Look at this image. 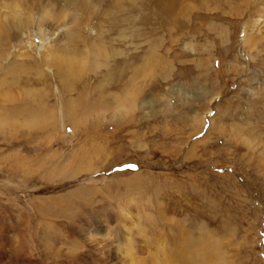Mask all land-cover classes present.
Masks as SVG:
<instances>
[{"label":"rangeland","instance_id":"374dc122","mask_svg":"<svg viewBox=\"0 0 264 264\" xmlns=\"http://www.w3.org/2000/svg\"><path fill=\"white\" fill-rule=\"evenodd\" d=\"M0 1L2 23L14 13ZM11 2L31 25L0 48V264H154L170 218L186 215L230 229L232 264H264V0H129L121 18L134 23L109 34L110 0L82 13L66 0ZM101 32L119 57L68 91L60 52L100 45ZM15 60L38 66L40 84L29 71L15 83ZM28 92L41 94L37 114ZM92 92L119 99L98 111ZM138 210L157 218L156 241L132 232Z\"/></svg>","mask_w":264,"mask_h":264},{"label":"bare ground","instance_id":"6f19581e","mask_svg":"<svg viewBox=\"0 0 264 264\" xmlns=\"http://www.w3.org/2000/svg\"><path fill=\"white\" fill-rule=\"evenodd\" d=\"M10 1V0H9ZM12 1V0H11ZM10 1V2H11ZM128 1L129 0H113V1H111L110 0V2L109 3H111L110 4V6L108 7V8H106L107 10L104 12L105 13V15L103 16V17H106V21H109L108 20V17H110V20L112 19V21L109 23V24H111L112 26H110L111 27V29H108V32H107V34H109L111 31H113L114 29V31H116L117 29H119L120 27H121V24L122 23H126L127 25L128 24H133L134 23V19L132 18V19H130L129 17H126V18H121L122 16H124L125 14L127 15L128 13H130V12H132L133 11V9L135 8V6H134V2H131V3H129L128 4ZM1 2V1H0ZM6 2V1H5ZM8 3V5L6 6L7 8H10L11 9V12H13L14 14H11V15H7L6 17H4V21H2V23H0V48L2 47V43H3V41H7L8 39H11L12 37H14V33H16L17 31H19V30H21V29H23V30H25V29H28L29 28V26L31 25V22L28 20V19H23L20 15L22 14L20 11V15L18 14V13H16V9H17V6L14 4V3ZM28 2V1H27ZM66 2L69 4L68 6H73L75 9H80L79 11L82 13V12H84L85 10H87L89 7H88V3H96V5H99V6H101V4L99 3L100 2V0H93V2H88V0H66ZM52 3V2H51ZM66 3V4H67ZM93 3V4H94ZM3 4V3H2ZM2 4H0V5H2ZM20 4V3H19ZM31 4V3H30ZM65 4V3H64ZM123 4H125V5H123ZM126 4H128V5H126ZM23 6V5H22ZM67 6V5H66ZM90 6V5H89ZM33 7V6H32ZM21 8V7H20ZM85 8V9H84ZM82 10V11H81ZM18 11V10H17ZM9 12V11H8ZM102 12V11H101ZM101 12H97V13H94V16L95 17H97L98 19H101V16H102V13ZM6 13V12H5ZM9 14H10V12H9ZM6 15V14H5ZM84 15H86V14H84ZM62 16V15H61ZM27 17V16H26ZM94 17V18H95ZM125 17V16H124ZM133 17V16H132ZM104 19V18H103ZM42 20V19H41ZM1 22V21H0ZM38 25L40 26H42V24H39L38 23ZM42 28V27H41ZM16 31V32H15ZM99 31V30H98ZM13 32V33H12ZM102 33V32H101ZM99 33V36H98V41H99V43H100V45L99 44H97L96 42H95V44H93L92 46H90L87 50H85L83 53L81 52V51H73V53H71V54H69V53H67L66 51L63 53V52H60V54L61 55H59L60 57H62L64 60L62 61V62H60L59 64H58V66H54L56 63H55V60L57 59V57H55V55H50V56H48L47 58H44L43 60H42V62H44L45 64L47 63V64H49V65H53L52 67H55L56 68V70L58 71V73H61V74H58V76H59V78L62 80V81H64L65 83L64 84H67V87H69L68 88V91H69V89L71 90V87H70V84H72L73 83V81H75V80H77V79H81V77H80V75L82 74V73H85V72H94L95 70H98V69H101V68H103V69H109L110 68V62H111V59H114V58H116L118 55H119V53L117 52V50L116 51H112V52H108V50H106L107 48L104 46V42L106 41V39H105V36H106V33ZM47 34V33H46ZM48 35V34H47ZM107 37V36H106ZM131 38L134 40V36H131ZM76 40V39H75ZM74 40V41H75ZM67 41V40H66ZM74 41H73V43H74ZM132 41V40H131ZM76 42V41H75ZM134 42V41H133ZM132 42V43H133ZM72 43V42H71ZM244 43L246 44V45H249L250 47L251 46H255L256 45V43H257V41L254 39V38H252L250 35H245V38H244ZM75 44V43H74ZM80 44V43H79ZM90 44V43H89ZM114 44V43H113ZM70 45H72V44H70ZM6 46V45H5ZM74 46V45H73ZM109 46L111 47L112 45H110V42H109V45H108V48H109ZM68 47V46H67ZM113 47V46H112ZM69 48V47H68ZM84 48V47H83ZM255 48V47H254ZM70 49V48H69ZM1 50V49H0ZM68 50V49H67ZM84 50V49H83ZM72 52V51H71ZM5 53V52H4ZM4 53H2V54H4ZM22 53H24V52H22ZM22 56H23V54H21ZM25 55V54H24ZM133 55L131 54V57L129 56V58L130 59H132V60H130V61H133V59H134V57H132ZM119 57V56H118ZM25 58V57H24ZM59 59V58H58ZM116 60H117V58H116ZM15 62H16V60H15ZM14 63V62H13ZM69 64H71V66L69 65ZM6 66H8V65H6ZM128 67H133V66H131V65H128ZM60 68H63L62 70L60 69ZM2 69V68H1ZM4 69H5V67H4ZM65 69V70H64ZM131 69H133V70H131L132 71V73H131V76L128 78V83H127V85H126V88L124 89V91H126L127 93H126V95L127 96H131L132 98H133V95H134V99L131 101V104H133V102H134V100H136V95L137 94H135V93H133V92H135V88H134V85H133V80H134V77H135V73H136V71H135V68H131ZM6 71H9L10 72V74H12V79L13 80H16V82L15 83H19L21 80H19V79H21L22 77V75H25V73L27 72V71H29V72H31L30 74H32V73H34V74H32L33 75V78H30V77H26V78H24V79H26V81L30 78V80H31V82L32 83H39L40 84V79H39V74H40V71H39V69H38V66H35L32 62H24V61H17L16 63H14L13 65H10V66H8L7 67V69H6ZM29 72H27V73H29ZM111 72H113L112 74H109L108 76H103V80H104V78L106 79V80H110V78H113V76L112 75H115L116 73H115V71L114 70H112ZM117 72V71H116ZM8 73V72H7ZM8 75V74H7ZM28 75V74H27ZM63 75V76H62ZM117 75V74H116ZM85 76V75H84ZM119 76V75H118ZM41 78V77H40ZM24 79L22 78V81L21 82H23L24 81ZM30 80H28V81H30ZM27 81V82H28ZM25 82V81H24ZM26 82V83H27ZM81 82V81H80ZM100 82H102V81H100ZM99 82V83H100ZM109 82V81H108ZM84 83V82H83ZM120 83V82H119ZM97 84V83H96ZM104 84V83H103ZM102 84V85H103ZM33 85V84H32ZM75 85V84H74ZM85 85V84H84ZM66 86V85H65ZM95 86V85H94ZM103 86H105V84L103 85ZM123 86V85H122ZM77 87V86H76ZM83 87H85V86H82V88ZM117 87V86H116ZM121 87V86H120ZM47 88V87H46ZM78 88V87H77ZM76 88V89H77ZM90 88V87H89ZM88 88V89H89ZM98 88H100V87H98ZM108 88H109V86H108ZM115 88V87H114ZM124 88V87H123ZM123 88H122V90H123ZM32 89V88H31ZM101 89H102V87L99 89L100 91H101ZM116 89V88H115ZM128 89V90H127ZM33 90V89H32ZM36 90V89H35ZM34 90V91H35ZM45 90V89H44ZM79 90V89H78ZM92 90V89H91ZM97 89L96 88H94V90L93 91H96ZM90 91V90H89ZM107 91V90H106ZM36 92V91H35ZM35 92H28L27 94L28 95H30V98H31V100L30 101H28L29 103L28 104H31V105H29L31 108H32V110H31V112H32V115H34V114H37L38 112H40V111H42L41 110V107H42V104H38L40 101H38V98H41V94H39L40 92H38V93H35ZM91 92V91H90ZM89 93V92H88ZM80 95L82 94V92L81 93H79ZM98 95L100 94L101 95V97L99 98V99H97V100H99V102L98 101H96V99H95V101L99 104V105H101L102 107H100L99 109H98V111L99 110H109V109H111V107H112V105H115L116 103H117V100L119 99V96H115L114 98L112 97V96H110L109 95V97H112V99L114 100V102H112V100L110 101V102H108L107 100H105L104 99V95L102 94V92H99V93H97ZM97 94H95V92L93 93L92 92V94L90 93V95H92V98L94 97V98H97L98 96H97ZM124 94V93H123ZM99 95V96H100ZM125 95V96H126ZM124 96V95H123ZM42 97H43V95H42ZM84 97H85V95H84ZM106 97V96H105ZM77 98V97H76ZM80 99H82L81 97H79ZM78 98V99H79ZM107 98V97H106ZM74 99H75V97H74ZM88 99H91L90 98V96L89 97H86L85 98V100H88ZM100 99H101V101H100ZM42 100V99H41ZM84 100V99H83ZM92 100V99H91ZM90 100V101H91ZM20 101V103H22L23 101L22 100H19ZM79 101V100H78ZM89 101V102H90ZM42 102V101H41ZM40 102V103H41ZM77 102V101H76ZM129 102V101H128ZM73 103V102H72ZM74 103H75V101H74ZM81 101H80V105H81ZM97 103H96V105H97ZM79 104V103H78ZM85 104H86V102H85ZM90 104V103H89ZM77 105V104H76ZM87 105V104H86ZM95 105V104H94ZM99 105H97V106H99ZM26 106H27V103H22V104H19V109H18V114H20L22 111H26L27 110V108H26ZM79 106V105H78ZM83 106H84V104H83ZM91 106H93L92 104H91ZM91 106L89 107L88 106V108H91ZM80 107V106H79ZM85 107V106H84ZM87 107V106H86ZM94 107V106H93ZM130 107V106H129ZM133 107V106H132ZM74 108H76V107H74ZM73 108V109H74ZM87 108V110L85 111L86 113L88 112V113H93V111H95V109H97V107L96 108H91V110L90 109H88ZM43 109V108H42ZM84 109V108H83ZM72 110V109H71ZM78 110H79V108L77 109V113H78ZM93 110V111H92ZM74 111H76V110H74ZM72 112V111H71ZM82 112V111H81ZM69 113V112H68ZM73 113V112H72ZM70 114V113H69ZM81 114V113H80ZM39 115H40V113H39ZM77 115V114H76ZM87 115V114H86ZM41 116V115H40ZM38 117V116H37ZM130 231V230H129ZM126 242H127V244H128V241L126 240ZM127 249L129 250V247L127 246ZM126 252V251H125ZM130 253H132V251H129ZM127 255V254H126ZM130 255V254H129ZM131 258V257H130Z\"/></svg>","mask_w":264,"mask_h":264},{"label":"clouds","instance_id":"9594fccd","mask_svg":"<svg viewBox=\"0 0 264 264\" xmlns=\"http://www.w3.org/2000/svg\"><path fill=\"white\" fill-rule=\"evenodd\" d=\"M209 206V215L212 218ZM174 219L166 238L154 244L152 249L154 264H232L226 242L230 229L222 230L210 227L203 219L190 216ZM157 218L147 210H138L132 232L136 237L146 241H156L154 226ZM171 236L173 243L169 242Z\"/></svg>","mask_w":264,"mask_h":264}]
</instances>
